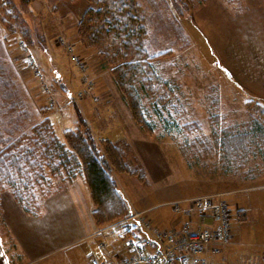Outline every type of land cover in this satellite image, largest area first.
<instances>
[{"label":"rangeland","instance_id":"1","mask_svg":"<svg viewBox=\"0 0 264 264\" xmlns=\"http://www.w3.org/2000/svg\"><path fill=\"white\" fill-rule=\"evenodd\" d=\"M98 1L0 0V229H12L20 264H83L90 240L75 241L125 218L101 226L94 214L66 137L78 112L112 166L128 168H112L124 206L161 230L178 216L171 201L211 194L229 179L264 180V0H127L144 19L157 80L155 99L135 84L152 134L103 53L83 41L80 23ZM105 140L118 150L112 157ZM118 232L94 241L107 245ZM255 234L230 264H262L264 234Z\"/></svg>","mask_w":264,"mask_h":264},{"label":"trees","instance_id":"2","mask_svg":"<svg viewBox=\"0 0 264 264\" xmlns=\"http://www.w3.org/2000/svg\"><path fill=\"white\" fill-rule=\"evenodd\" d=\"M98 2L100 7L89 9L84 21L80 23L83 41L87 45L98 47L99 51L103 53L108 64L112 66L119 89L128 101L135 120L149 134H152V127L141 111L139 96L135 92V84L142 82L151 98L155 99V95L152 94L155 93L153 88L157 80L152 74L151 65L142 45L145 34L144 19L136 14L127 0L109 2L99 0ZM108 39L110 41L113 39V43L104 45V51L100 50L105 41L109 42ZM78 124V129L68 131L66 137L75 154L81 160L95 205L94 214L102 215L101 219L105 222L101 226H104L115 221L116 218L124 217L132 212L127 203L125 205L127 209L125 208L123 203L126 200L119 193L118 184L112 175V168L119 172H128V168L126 165L120 166L118 163H116L117 166L115 163L112 166V162L101 153L96 138L86 126L79 112ZM104 144L108 146L105 153H109L108 155L112 157L110 152L115 150L114 145L109 140H105ZM115 151L118 152V150ZM115 202L119 203V206Z\"/></svg>","mask_w":264,"mask_h":264},{"label":"built area","instance_id":"3","mask_svg":"<svg viewBox=\"0 0 264 264\" xmlns=\"http://www.w3.org/2000/svg\"><path fill=\"white\" fill-rule=\"evenodd\" d=\"M170 205L177 215L186 217L180 228L161 230L143 212H132L98 231L101 235L117 228L128 255L117 261L93 258L91 264H214L212 255L231 240L232 211L224 195L195 196Z\"/></svg>","mask_w":264,"mask_h":264},{"label":"crops","instance_id":"4","mask_svg":"<svg viewBox=\"0 0 264 264\" xmlns=\"http://www.w3.org/2000/svg\"><path fill=\"white\" fill-rule=\"evenodd\" d=\"M213 193H222L226 202L233 203L238 213L237 224L232 225L231 219V240L229 245H227L217 254L212 255V261L214 264H230L231 259H235L238 256L239 247H244L246 245L247 247H253L252 241H254V233H256L255 235H257V232L258 234L260 232L264 234V180L259 182L254 181V183H252L249 180L236 181L229 179L225 181L222 187L220 186L219 190H216L211 194ZM194 196L196 195L180 198L177 200H183ZM230 197H233V200L229 199ZM250 221L256 225V228L253 227V225H249L251 224ZM185 222L186 217L178 215L172 220L171 226L167 230L180 228ZM99 230L100 228L97 229V231H94L92 234L86 235L75 241L79 242L82 240H90V243H88L83 248L84 254L87 256V261L90 262L86 261L83 264H91V259L93 258H97L99 260L117 261L120 258L128 255L125 242L122 240V238H120L119 233L112 234L110 238H107V245H105V243L101 242L100 240L98 244H96L94 239L97 240V237H105L103 235H98ZM12 234L13 231L10 228H3V230L0 229V264L21 263L20 260L17 262L14 260ZM101 243L105 245L104 248L100 246ZM257 252H261L260 255H258V259L260 263L264 264V251L262 250ZM55 264L61 263L59 261ZM68 264H78V259L75 258V262L69 259Z\"/></svg>","mask_w":264,"mask_h":264},{"label":"snow or ice","instance_id":"5","mask_svg":"<svg viewBox=\"0 0 264 264\" xmlns=\"http://www.w3.org/2000/svg\"><path fill=\"white\" fill-rule=\"evenodd\" d=\"M141 247H142V245H141Z\"/></svg>","mask_w":264,"mask_h":264}]
</instances>
